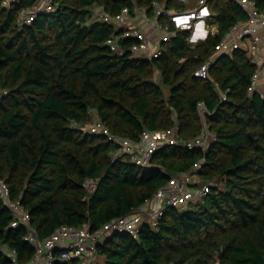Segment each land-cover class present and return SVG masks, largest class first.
I'll return each instance as SVG.
<instances>
[{
	"label": "trees",
	"instance_id": "trees-1",
	"mask_svg": "<svg viewBox=\"0 0 264 264\" xmlns=\"http://www.w3.org/2000/svg\"><path fill=\"white\" fill-rule=\"evenodd\" d=\"M53 10L23 24L21 13L39 0H0V182L8 201L29 215L39 240L61 227L100 230L133 215L170 176L197 171L209 192L189 208L166 207L156 225L137 235L113 233L95 245L104 264H264V93L250 91L257 71L244 49L217 54L227 31L247 22L235 0H209L205 40L188 31L159 45L157 58L134 56L138 41L122 38L111 18L124 8L153 13L193 10L177 0H48ZM253 1L259 10L264 0ZM118 38V49L108 41ZM209 63V78L194 77ZM163 88L167 90L164 92ZM226 100H221V95ZM214 139L206 153L188 148L202 128L199 105ZM90 110L111 136L137 141L144 130H176L177 143L161 147L151 169L113 160L117 146L86 130ZM87 179L96 180L88 193ZM222 184L221 189L219 185ZM0 195V264H27L35 249L25 225ZM52 264H79L59 259Z\"/></svg>",
	"mask_w": 264,
	"mask_h": 264
},
{
	"label": "built area",
	"instance_id": "built-area-1",
	"mask_svg": "<svg viewBox=\"0 0 264 264\" xmlns=\"http://www.w3.org/2000/svg\"><path fill=\"white\" fill-rule=\"evenodd\" d=\"M185 4L187 0H177ZM209 0H198L193 10L174 11L168 10L161 3L154 2L153 13L151 16L146 14V9L135 8L133 13L128 8L114 18L103 12H97L96 18L105 22H114L124 28L122 38H132L138 41L131 52L134 56H143L148 59L157 58L160 54L159 45L167 41L176 31H188L189 41L197 43L203 41L208 36L206 31V20L210 17L207 2ZM48 0H39L36 8L25 9L21 13L23 24H31L38 13L50 12L53 10ZM247 15V22H238L233 25L226 33L222 41L218 44L217 54H224L233 49H241V40L250 38L255 44L259 40L258 32L264 29V9L259 10L255 3L250 0H235ZM11 0H4V6L9 7ZM140 22V23H139ZM141 25H139V24ZM108 45L117 50L118 38L108 41ZM254 50V49H253ZM253 65L258 66V59L253 56L250 58ZM209 63L199 66L194 72V77L206 80L208 75ZM259 77V70L251 79L250 91L256 90V83ZM221 100L225 101L226 96L221 95ZM91 121L86 130L92 134L105 135L115 143L117 149L113 153V160L123 158L136 167L151 169L153 155L164 146H171L177 143L176 130L168 132L144 130L139 140L132 141L120 137L111 136L102 122L90 110ZM207 114H210L203 104L199 105V115L202 128L200 134L195 139L185 143L188 148H199L206 153L209 144L214 137L209 132L205 121ZM202 161L195 164L189 172L179 173L170 176L168 182L159 188L151 200L136 210L133 215L114 219L100 230L90 232L85 227L61 226L52 235L44 240H39L35 230L29 224V215L17 203L8 201V193L5 185L0 182V195L5 200L6 206L13 215L11 227L15 228L23 224L28 229L27 241L33 245L35 253L31 261L27 264H52L54 260V250L60 249L59 259L78 260L79 264H97L95 245L113 233H125L136 236L143 224L156 225L166 207L179 208L200 202L208 194L210 186L201 184L197 179V171L200 169ZM96 180L87 179L83 187L90 194L96 188ZM9 257L13 264H19L15 258V251H9Z\"/></svg>",
	"mask_w": 264,
	"mask_h": 264
},
{
	"label": "crops",
	"instance_id": "crops-1",
	"mask_svg": "<svg viewBox=\"0 0 264 264\" xmlns=\"http://www.w3.org/2000/svg\"><path fill=\"white\" fill-rule=\"evenodd\" d=\"M243 24H246V22H244ZM215 32L216 26H213L210 33L213 34ZM258 36L259 40L255 44L252 43V40L250 38L241 40V48L246 50L247 55L250 58L255 56L258 59L257 68L259 70V77L256 83V90L262 94L264 93V29H261L258 32Z\"/></svg>",
	"mask_w": 264,
	"mask_h": 264
},
{
	"label": "rangeland",
	"instance_id": "rangeland-1",
	"mask_svg": "<svg viewBox=\"0 0 264 264\" xmlns=\"http://www.w3.org/2000/svg\"><path fill=\"white\" fill-rule=\"evenodd\" d=\"M197 3H198V0H187V3H185V5H186L187 7H191V5H192V6H193V5L196 6ZM195 6H194V8H195ZM96 19H97V18H93V20H96ZM139 23H140V22H139ZM139 23H138V24H139ZM139 25H140V24H139ZM140 26H141V25H140ZM212 27H213L212 25H207V27H206V31L210 33ZM163 90H164L165 93H167V90H166L165 88H163ZM219 187L222 189V188H223V185L220 184ZM187 208H189V207H188V206H186V207L181 206V207H179L178 209H179V210H185V209H187ZM97 258H98V259H97V264H104L103 259H102L101 257H97Z\"/></svg>",
	"mask_w": 264,
	"mask_h": 264
}]
</instances>
